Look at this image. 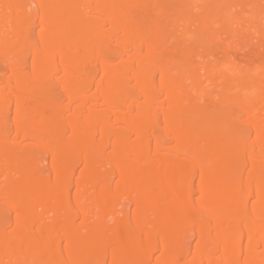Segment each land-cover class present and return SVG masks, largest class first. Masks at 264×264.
Segmentation results:
<instances>
[{"label": "bare ground", "instance_id": "bare-ground-1", "mask_svg": "<svg viewBox=\"0 0 264 264\" xmlns=\"http://www.w3.org/2000/svg\"><path fill=\"white\" fill-rule=\"evenodd\" d=\"M0 264H264V0H0Z\"/></svg>", "mask_w": 264, "mask_h": 264}]
</instances>
